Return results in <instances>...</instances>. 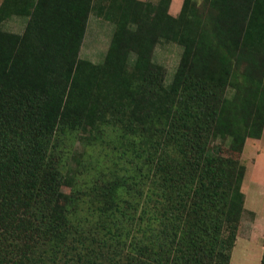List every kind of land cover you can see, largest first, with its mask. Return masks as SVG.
I'll use <instances>...</instances> for the list:
<instances>
[{
    "label": "trees",
    "instance_id": "1",
    "mask_svg": "<svg viewBox=\"0 0 264 264\" xmlns=\"http://www.w3.org/2000/svg\"><path fill=\"white\" fill-rule=\"evenodd\" d=\"M171 2L151 19L141 0L2 2L0 264L231 263L246 167L215 144L262 137L264 78L233 62L264 61V0H184L178 16ZM93 10L116 28L102 64L79 55ZM15 14L29 16L23 34L1 27ZM160 39L183 48L169 85ZM109 131L146 159L141 178H80L70 145Z\"/></svg>",
    "mask_w": 264,
    "mask_h": 264
},
{
    "label": "rangeland",
    "instance_id": "2",
    "mask_svg": "<svg viewBox=\"0 0 264 264\" xmlns=\"http://www.w3.org/2000/svg\"><path fill=\"white\" fill-rule=\"evenodd\" d=\"M141 1L149 7H146L145 13L147 19L153 18L155 12L151 7L158 6L160 0ZM197 1L199 4L202 2V0ZM183 3L184 0H172L169 13L178 16ZM95 6H97L96 3ZM91 14L92 17H89L87 29L90 22L89 30H92V33L84 37L79 55L82 60L92 64H102L107 57L116 28L114 23L100 16L97 10H93ZM13 22L11 23L12 26L14 25ZM2 29L4 30V28ZM5 30L7 29L5 28ZM182 53L183 48L180 45L166 39H160L155 45L152 58L154 62L164 67L166 85L172 81L181 62ZM233 70L238 76L245 75L260 81L264 78V61L239 57L233 62ZM232 93V90L228 89L227 95L231 96ZM109 133L110 135L106 134L100 140L102 141L100 145H94L95 142L92 145L87 144V146H81L80 143H75L74 146L70 145L75 157L71 160V164H76L77 160L80 161V167L79 163L74 166L84 171V175L80 178L83 181L100 179L101 182L103 180L108 182L115 175L124 172L133 175L135 171L137 177L141 178L138 170L144 169L143 173L146 172V162L143 164L146 159L139 157L131 149L126 151V148L118 144L116 135L112 131ZM215 145L220 146L224 156L237 159L246 167L242 185L244 213L240 221L230 264H261L264 256V131L260 139H247L240 152L232 151L228 144L221 141L216 142ZM142 178L145 180V177ZM73 187L74 181L65 179L61 189L63 199H67L71 195ZM136 188L138 187L129 190L131 194L126 197L134 198L133 194H138Z\"/></svg>",
    "mask_w": 264,
    "mask_h": 264
},
{
    "label": "crops",
    "instance_id": "3",
    "mask_svg": "<svg viewBox=\"0 0 264 264\" xmlns=\"http://www.w3.org/2000/svg\"><path fill=\"white\" fill-rule=\"evenodd\" d=\"M3 1L4 0H0V6H1ZM91 17H92V14L90 15V18ZM12 21H14L13 26L11 25ZM28 21H29V16H26V15H16L15 14L12 16H6V18L2 22V28H4V30L6 28L7 30H5V31H8V32H12V33H16V34H23L26 27H27ZM14 26H15V28H14ZM89 27H91L90 22L88 25V29L86 30L85 37L87 36V34L92 33V30H89Z\"/></svg>",
    "mask_w": 264,
    "mask_h": 264
}]
</instances>
